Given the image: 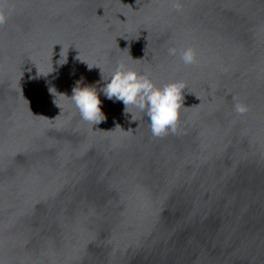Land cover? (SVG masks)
Instances as JSON below:
<instances>
[{
  "label": "water",
  "instance_id": "obj_1",
  "mask_svg": "<svg viewBox=\"0 0 264 264\" xmlns=\"http://www.w3.org/2000/svg\"><path fill=\"white\" fill-rule=\"evenodd\" d=\"M0 11V264H264V0ZM121 62L185 83L175 132L107 99ZM78 82L106 120L82 119Z\"/></svg>",
  "mask_w": 264,
  "mask_h": 264
},
{
  "label": "clouds",
  "instance_id": "obj_2",
  "mask_svg": "<svg viewBox=\"0 0 264 264\" xmlns=\"http://www.w3.org/2000/svg\"><path fill=\"white\" fill-rule=\"evenodd\" d=\"M176 7L179 9V4ZM5 20V13L0 11V23L5 22ZM169 54L175 56L177 49L175 47L169 48ZM180 58L185 65L195 63V49L187 47L180 50ZM105 82L102 91L107 99L122 101L125 105V114L130 113L128 111L129 106L143 112L148 117L151 130L155 136L177 130L181 110L184 107L182 90L185 89L186 85L183 81H173L163 86H157L148 74L140 73L121 62ZM70 99L85 121L99 124L106 120L96 87L92 85L80 86L78 82L77 86L73 88ZM235 110L243 114L247 111V107L237 103Z\"/></svg>",
  "mask_w": 264,
  "mask_h": 264
}]
</instances>
